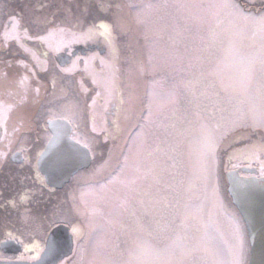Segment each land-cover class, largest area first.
<instances>
[{
	"label": "snow or ice",
	"instance_id": "1",
	"mask_svg": "<svg viewBox=\"0 0 264 264\" xmlns=\"http://www.w3.org/2000/svg\"><path fill=\"white\" fill-rule=\"evenodd\" d=\"M75 2L73 9L64 0H53L52 11L48 10L52 4H41L27 20L24 15L9 14L8 20L27 39L44 42L46 36L55 33L64 36L66 42L53 51L67 49L69 59L54 63L50 69L47 59L41 61L31 49L19 43V36L3 33L5 40L16 39L24 56L34 63L27 62L7 44L0 48V128L4 129L0 134V170L9 154L20 168L31 163L33 114L49 95L48 82L54 91L47 103L66 100V93L59 97L55 94L57 78L75 72L81 62L83 71L88 73L89 66L99 60L101 66L110 70L104 84L108 92L104 119L107 122L110 117L117 131L121 121L129 119L139 100L137 88H144L145 102L138 115L139 123L132 125L138 131L126 140L115 164L110 154L108 160L89 173L86 190H81L79 195L74 192L70 204L61 205L42 218L48 229L59 225L70 229L73 243L81 249V264H85L84 253L88 251L97 264H154L155 259L177 253L178 264H247L248 241L243 223L231 220L227 232L221 231L210 217L205 219L202 203L192 201L191 197L183 200V192L207 193L214 179L216 149L230 126L244 125L251 119L252 127L264 129V83L259 89L253 88L257 64L264 81V0H260L256 14L248 10L250 0H157L155 3L148 0L140 5L128 4V8L135 9L136 24L143 28L142 52L138 38L129 36L132 28L124 15L125 5L112 0ZM29 25L43 34L29 36ZM121 36L128 39L122 43ZM89 41L103 45L105 53L92 51L80 56L72 52V43ZM246 41L251 45L259 41L257 54L246 50L250 46ZM48 54L46 51L44 56L47 58ZM213 61L215 69L206 75L203 65ZM37 66L45 73L44 82L34 71ZM224 68L233 69L230 84L221 82L217 86L208 79ZM88 74L92 75L93 83H98L94 73ZM83 105L91 109L95 98L91 104L84 100ZM80 106L79 100L62 105L73 115L79 114ZM10 120L11 131L7 127ZM92 131H96L95 126ZM76 144L81 142L77 140ZM193 144L197 146L195 160ZM81 147L86 149L84 157L93 151L88 142ZM79 152L75 150L76 154ZM251 154L259 155L264 176V144L252 145ZM44 155V152L36 153L35 165L36 179L42 185ZM58 163L48 166L54 170ZM64 163H72L71 154ZM185 183L187 189H183ZM153 192L163 193L156 201L160 205L157 210L167 221L163 230L172 234L171 244L163 247L144 238L160 230V222L148 215L150 200L146 198ZM32 199L29 189L0 200V224L3 225L0 230L5 237L0 244L12 241L23 247L16 261H36L43 251L34 239L36 217L30 210L19 215L20 227L12 219L13 212ZM182 200L183 212H180ZM138 208L143 210V220ZM126 213L134 218L132 228L121 219ZM118 228L121 231L127 228L128 235L134 237L135 246L127 249V261L117 259L125 251L118 243ZM26 234L31 242L23 238ZM260 237L264 241V223ZM45 239L49 242V251L55 252L60 241L47 234ZM81 242H86L87 247H82ZM33 251L35 256L25 255Z\"/></svg>",
	"mask_w": 264,
	"mask_h": 264
},
{
	"label": "rangeland",
	"instance_id": "2",
	"mask_svg": "<svg viewBox=\"0 0 264 264\" xmlns=\"http://www.w3.org/2000/svg\"><path fill=\"white\" fill-rule=\"evenodd\" d=\"M113 3H121L125 5L124 8V15L126 20L130 23L132 31L129 33V36H135L139 40V50L143 51V28L138 26L135 22V9L128 8V4L132 5H140L143 3L148 2V0H112ZM152 2H157V0H152ZM66 6L70 5L73 9L76 7L75 0H64ZM41 4H52V7L49 8V11L55 9V4L53 0H23L22 2V15H24L25 20L28 19L30 14L33 13L34 10L39 9ZM260 6V1L257 0H250V3L247 5L248 10L252 14H256ZM101 17H104V14H100ZM110 19V17H109ZM2 22L0 20V32L3 29ZM30 31L29 33L33 32L37 34L40 32V29L29 25ZM1 34V33H0ZM40 34H43L40 32ZM29 35V34H28ZM1 39V38H0ZM120 41L123 43L128 39V36H121ZM45 43L52 42L54 49L58 46H62L63 43L66 42V38L59 33H55L50 36H46L44 41ZM36 47L38 45L36 43H32ZM45 45V44H44ZM246 45H250L246 47L248 52L253 54L258 53L259 49V41H257L254 45H251V42L246 41ZM3 45H0V48ZM13 46V45H11ZM50 47V45H47ZM134 47H137L134 45ZM10 50L17 52L18 50L14 47H9ZM18 53V52H17ZM22 58H25L27 62L33 64L28 57L24 56L23 53H18ZM128 54V53H125ZM41 56V55H40ZM41 61H43L41 59ZM52 65V64H51ZM50 66V65H49ZM128 65H124L126 67ZM40 67V66H38ZM53 67V65H52ZM50 66V69L52 68ZM215 69V61L212 63L205 62L203 65V71L207 75L208 72L213 71ZM34 71L38 73V76L41 78L42 82L46 79L45 73L37 67L34 68ZM58 71V70H57ZM50 74V73H49ZM233 74V69L231 68H224L218 74L209 76L208 79L213 81L214 83L219 86L222 82L223 84L227 85L231 83L230 77ZM187 75V74H185ZM83 78V79H82ZM85 76L83 75L82 71H75L73 73H64L61 74L57 78L55 94L56 96H63L66 93L67 99L66 100H58L56 103L49 105L47 100L52 99L50 95L54 90L50 82L47 84V91L49 95L47 96L44 105L40 108H37L33 114L34 120V131L30 134V140L32 142V147H30L31 158L36 157V151L43 147V141L49 132L46 128V120L48 118H56V117H65L67 120L74 127L75 131V140H79L82 144L88 142L90 147L92 148L91 154L93 155V160L91 166L88 168L79 170L76 173L71 181H69L66 185L64 190L55 191L53 193H47L45 191H38L37 193L33 194V199L31 202L22 204L21 210L22 212L19 214L25 213L26 210H30V214L33 217H36V235L42 236L43 232L48 228L42 230L44 227L47 226L46 222L43 221V217L48 216L52 213L51 210H56L57 207L64 205L65 207L67 204H70V198L67 200H62L61 192H66L71 190L70 195L74 192L76 195H79L81 190H86V181L89 180V173L99 167L101 164L104 163L105 160L109 159L111 154L112 157V164H115L116 160L120 158V151L125 146L126 140L129 136L135 135V132L138 131V128H133L132 125L139 123L138 115L140 109L143 107V102H145L144 97V88L138 87L137 88V95L139 96L138 102L135 104L134 110L129 113V119L127 121L122 120L120 124V131H116V133L107 134V137H104L102 129L105 127V120L102 119L104 106L106 100L108 99V92L104 87L100 85H94L89 80L84 79ZM188 78H191L188 76ZM179 79V77H177ZM139 83V81H137ZM261 83L264 81L261 80L260 76V66L257 64L256 66V79L253 83L254 89H259ZM34 86V85H33ZM63 90V91H62ZM100 92L101 97L97 96L96 93ZM93 98H95V105L89 109L84 107L83 101L87 100L89 104H91ZM101 98V99H100ZM96 99L100 100V104H96ZM104 99V100H103ZM125 99H127V91H125ZM74 100H79L81 102V106L79 109L78 115H73L70 111L65 110L62 105ZM125 108L128 107L126 104ZM95 113V120L91 118V113ZM252 120L249 119L246 124H236L235 126H230V130L224 136V138L220 141L219 147L216 149L215 153V160L213 163V171H214V179L212 184L209 186V189L206 194L201 193H190L187 191L183 192V200H187L191 197L192 201L197 203H202L203 208V215L205 219L209 217L211 220L215 221L217 225L220 227L221 231L227 232L229 227V222L231 220H238L241 221L240 215L234 209L229 195L227 193V182L225 178V171H226V163L231 159L234 158L238 164H243L250 168H256L261 173V159L259 155L253 156L251 154V146L256 145L259 146L264 144V129L259 127H252ZM12 120H10L7 124L8 130L11 131ZM95 126L96 131H92L93 127ZM37 128V129H36ZM2 129V134L4 129ZM115 137V138H113ZM193 148V160L196 158V149L197 146L195 144L192 145ZM7 157L6 163L3 165L2 170H0V189L7 193H12L14 190L18 189L21 184L20 177L23 178L22 185H28L30 188H36L35 183L33 182V171L31 166L25 165L23 168H20L18 165H13L12 162ZM17 171V172H16ZM241 175H257L254 173H242ZM12 177H15L13 180ZM183 189H187V184L183 185ZM163 195V193L157 194L155 192L152 193L151 197H147L146 199L150 200V205L148 209V215L152 218H155L160 222V230L153 233L152 236H146L145 239L149 240L151 243L155 245H159L161 247L171 244L170 237L172 234L164 229V225L166 224V218H161L159 211L157 210L160 205L156 204V201L159 199V196ZM199 196L200 200H196V197ZM183 200L181 207L179 209L180 212H183ZM138 214L141 215V220H143V210L138 208ZM15 220L14 218H12ZM125 224H127L130 228L134 227L133 219L127 213L121 218ZM19 220V219H18ZM20 223V221H19ZM243 223V222H242ZM40 226L37 229V225ZM244 225V224H243ZM245 228V227H244ZM246 231V229H245ZM42 232V233H41ZM247 232V231H246ZM117 234L119 235L118 243H121L122 247L125 249L122 255H117V259L121 261H127L129 259L127 249L134 248L133 243V236L128 235V229H124L121 231L119 228L117 229ZM27 235V234H26ZM25 235V236H26ZM115 239V237H114ZM127 241V245H124L123 242ZM248 241V239H247ZM85 244L81 242V246L83 247ZM86 247V246H85ZM80 247H77L76 251L79 254ZM72 252V251H71ZM70 252V254H71ZM86 254V263L89 264H97V260L92 256L91 252L88 251ZM69 255V254H68ZM67 255V256H68ZM249 256V243H247L246 248V255L245 259L247 262ZM75 260H71L68 264H81L80 259L75 256ZM179 253L173 257L162 256L158 259L154 260V264H178L179 262ZM64 264V262H61Z\"/></svg>",
	"mask_w": 264,
	"mask_h": 264
},
{
	"label": "water",
	"instance_id": "3",
	"mask_svg": "<svg viewBox=\"0 0 264 264\" xmlns=\"http://www.w3.org/2000/svg\"><path fill=\"white\" fill-rule=\"evenodd\" d=\"M64 59H69L65 51L59 52L56 61L61 63ZM47 126L52 136L41 151L45 153L41 158V174L46 184L61 188L72 175L91 164L92 156L91 153L87 157L82 155L86 149L81 147L82 144H76L73 138V126L67 119H48ZM76 149L80 150L79 154L75 153ZM70 154L72 163H64ZM57 161L60 163L55 169H50L48 164ZM242 170L255 171L254 168H242ZM226 177L229 195L241 214L247 230L250 245L247 264H264V241L260 237L261 224L264 223V177L241 176L236 170L227 171ZM48 236L60 241L55 252L49 251V242L46 240L38 260L18 261L13 264H58L62 258L70 254L72 238L63 225L53 228ZM3 245H0L1 249L4 248Z\"/></svg>",
	"mask_w": 264,
	"mask_h": 264
},
{
	"label": "flooded vegetation",
	"instance_id": "4",
	"mask_svg": "<svg viewBox=\"0 0 264 264\" xmlns=\"http://www.w3.org/2000/svg\"><path fill=\"white\" fill-rule=\"evenodd\" d=\"M257 1H260V0H257ZM22 2H23V0H0V20L2 22V27H3V29L0 32L1 33L0 34V38H1L0 39V45H3L2 47H4L5 44H7L9 47H14L15 49H17L18 50L17 51L18 53H23V49H21L19 47V44L17 43V40L14 39V38H10V39L5 40L4 37H3V33L5 31H7L8 34H9V37L19 36V43H22L27 48L31 49L37 56L40 57V60L41 59L42 60L47 59L48 60V67L50 68V66L52 67V65L54 63H57L58 64V62L56 61V56L59 53V52H54L53 51L54 50V47L52 45V42L45 43V42H41V41L35 40V39H27L23 35V32H17V30L14 28V26L8 20L9 14H11V13H14L17 16L22 15ZM28 34H29V36H32V37H35V35H36L33 32L32 33L30 32ZM32 43H36L38 45V47H36ZM11 45H13V46H11ZM47 45H50V47L47 46ZM71 50H72V52L74 54L80 55V56H86V55H88L92 51H99L102 55L105 53V49H104L103 45L97 44V43H93L91 41H89V42H82V43H72L71 44ZM46 51L49 53L47 58L44 56V53ZM63 51H65V54L68 56V50L67 49H64ZM72 58L74 59V57H72ZM28 59L30 60L29 57H28ZM32 63H34V62H32ZM37 69H40V67L37 66ZM83 69H84V65H83V62H81L79 64V66L77 67L76 71H82L83 75L85 76L84 79L89 80L91 83H93V78H92V75H90L88 73H94L95 76H96V79H97L98 83H93V84L94 85H97V86L98 85L102 86L105 83V81L107 80V78L109 76V72H110V70L106 66H101L99 60L94 61L89 66L88 73H85L83 71ZM99 97H101V95H99ZM99 101L100 100L96 99V104L99 105L100 104ZM93 117H95V113L94 112L91 113V118L93 119ZM104 118H105V112L103 111L102 119H104ZM104 123H105L104 124L105 125L104 129L105 128L107 129V131H103L102 130L104 137H107V134L116 133L117 130L115 129L114 126L111 125V118L110 117L107 120V122H104ZM46 128H47V130L49 132V135H47V137H45V139L43 141V147L41 149L37 150L36 153L37 152H41L43 150V148L45 147L46 143L48 142V140L51 138L52 133L48 129L47 126H46ZM0 134H2V129L1 128H0ZM9 159L12 162L13 165H18L19 166V163L17 161H14L11 155H10ZM92 160H93V155H92ZM91 164H92V162H91ZM91 164H90V166H91ZM227 164H228L227 165L228 166L227 167L228 169L238 170L240 174H242V173H246L247 174V172H244L243 170L240 169V168H243L245 165L238 164L237 161L234 158H231L228 161ZM29 165L31 166L32 171H33V182L35 183L36 188H33V187L30 188L28 185H24L23 186L22 185L23 182H21V184L19 185L20 187L18 189L14 190L12 193L9 192V193L6 194V192H4V191H2L0 189V200L12 198L14 196H17L18 193H23V192H25V191H27L29 189L32 190V193L33 194L34 193H37L38 191H45L48 194L49 193L51 194V193H53L55 191H60V190L63 191L64 188H65V185L69 181H71L72 177L76 174L75 173L70 178V180L67 183L64 184L63 187H61V188H55L53 186H50V185L46 184L45 179H44V176L42 174H41V176L43 177V180H44L43 185L41 184L40 181H37V179H36V171H37V169L35 167V165H36V157L35 158H31V163ZM80 171H82V170H80ZM255 172H256L255 174H257L258 176H260V177L262 176L259 170L256 169ZM19 178H20V180L22 179V177H20V174H19ZM0 186H1V184H0ZM70 193H71V190H68L66 192H61V194H62V200H67L68 198H70L71 197ZM21 205L19 206L18 212L14 211L13 212V216H12V218L15 219L13 221H14L16 227H20L21 226L20 223H19V220H18L19 219L18 218L19 217V214L22 212V210H21V207L22 206ZM51 211L53 212V210H51ZM39 226H40V224L37 225V229H38ZM46 228H47V226L44 227L42 230H44ZM0 229H3V225L2 224H0ZM51 230H49L47 228L43 232L42 236H41V234L40 235L34 234L35 242L38 243L41 246L42 249H44L45 244H46L45 235L46 234L49 235V233H50ZM67 232L71 235L70 229H67ZM4 238L5 237H4L3 231L0 230V240H3ZM23 238L26 239V242H31V239H29V237L27 235L25 237H23ZM71 238H72V252L68 256H65L64 258H62L59 261L58 264H61V262H64V264H68L69 262H71L72 259L75 260L74 259L75 256H77L80 259V261H81V249L79 250V254H77V251H76L77 245L75 243H73V237L72 236H71ZM83 244H85L83 247H85V246L87 247L86 242H83ZM3 247H4L3 249L0 248V262L2 264L3 263L4 264H13V262H15V263L18 262V261H16L15 258L17 256H19L21 252H23V247L21 245L15 243V242H12V241H9V242L5 243L3 245ZM40 253H39V255H40ZM86 253L87 252L84 253V261H85V263H86V257L88 256V254H86ZM25 255L26 256H35L36 255V252L33 251L31 253H26ZM27 261H32V260L28 259Z\"/></svg>",
	"mask_w": 264,
	"mask_h": 264
}]
</instances>
